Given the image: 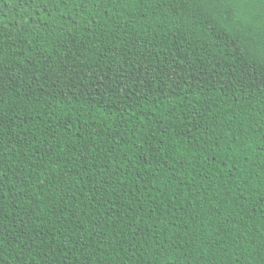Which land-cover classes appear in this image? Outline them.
I'll use <instances>...</instances> for the list:
<instances>
[{
	"label": "trees",
	"instance_id": "1",
	"mask_svg": "<svg viewBox=\"0 0 264 264\" xmlns=\"http://www.w3.org/2000/svg\"><path fill=\"white\" fill-rule=\"evenodd\" d=\"M259 13L0 0V264H264Z\"/></svg>",
	"mask_w": 264,
	"mask_h": 264
},
{
	"label": "snow or ice",
	"instance_id": "2",
	"mask_svg": "<svg viewBox=\"0 0 264 264\" xmlns=\"http://www.w3.org/2000/svg\"><path fill=\"white\" fill-rule=\"evenodd\" d=\"M220 2L224 3L230 11H234L240 15L250 13L253 9L259 7L260 13L258 21L255 15H250L248 19L250 26L258 29L261 37L260 53L261 58L264 59V0H220Z\"/></svg>",
	"mask_w": 264,
	"mask_h": 264
}]
</instances>
